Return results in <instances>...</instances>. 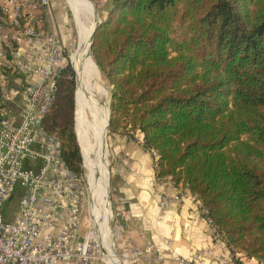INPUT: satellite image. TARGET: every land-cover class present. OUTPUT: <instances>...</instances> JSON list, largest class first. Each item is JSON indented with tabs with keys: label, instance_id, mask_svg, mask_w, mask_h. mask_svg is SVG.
Returning a JSON list of instances; mask_svg holds the SVG:
<instances>
[{
	"label": "trees",
	"instance_id": "1",
	"mask_svg": "<svg viewBox=\"0 0 264 264\" xmlns=\"http://www.w3.org/2000/svg\"><path fill=\"white\" fill-rule=\"evenodd\" d=\"M110 3L91 47L110 128L141 131L157 176L187 185L227 243L264 264V0ZM75 93L68 64L43 125L83 174Z\"/></svg>",
	"mask_w": 264,
	"mask_h": 264
},
{
	"label": "built area",
	"instance_id": "2",
	"mask_svg": "<svg viewBox=\"0 0 264 264\" xmlns=\"http://www.w3.org/2000/svg\"><path fill=\"white\" fill-rule=\"evenodd\" d=\"M52 10V0H0V264H114L117 257L120 264H132L147 256L131 245L117 253L110 244L111 227L105 235L93 198L92 214L83 227L90 187L84 174L65 161L59 137L43 125L57 77L69 64L59 29L43 25ZM148 151L156 166L157 151ZM155 184L159 221L173 203L193 199L218 237L216 248L208 245L179 258L180 264L213 263L222 247L231 252L227 264H240L243 254L217 231L208 209L187 185L171 176H157ZM19 189L9 219L5 210ZM152 251L164 260L161 247L145 248L147 255Z\"/></svg>",
	"mask_w": 264,
	"mask_h": 264
},
{
	"label": "crops",
	"instance_id": "3",
	"mask_svg": "<svg viewBox=\"0 0 264 264\" xmlns=\"http://www.w3.org/2000/svg\"><path fill=\"white\" fill-rule=\"evenodd\" d=\"M52 14L45 15L43 25L55 26L67 39L63 23L66 22L61 0H52ZM63 18V19H62ZM56 19L59 25H56ZM63 20V21H62ZM64 38V37H63ZM64 38V40H66ZM109 152L113 178V195L118 207L127 213L128 230L134 241L161 244L164 260L152 255L142 264H180L178 259L188 257L209 245L216 248L217 237L213 226L202 215L200 205L193 199L173 203L159 221V192L153 156L145 147L121 134L110 138ZM124 209V210H123ZM217 253L223 256L217 249ZM227 263L231 252L225 251ZM240 264H261L256 258L239 256ZM221 264V263H219Z\"/></svg>",
	"mask_w": 264,
	"mask_h": 264
},
{
	"label": "bare ground",
	"instance_id": "4",
	"mask_svg": "<svg viewBox=\"0 0 264 264\" xmlns=\"http://www.w3.org/2000/svg\"><path fill=\"white\" fill-rule=\"evenodd\" d=\"M67 1L75 14L78 29V44L71 57L78 78L75 110V114L77 112L75 118L76 132L80 135L78 140L82 148L84 166L88 171L90 189L98 198L105 197V190L108 187L109 180V161L105 139L107 140L110 111L100 89V81L97 75L98 67L90 51L97 13L91 0L92 3L89 0ZM95 206L94 209L98 220L106 235L110 232V224L108 227L109 219H105V216L100 213V208L98 206L95 208ZM109 211L110 206L107 207L108 217ZM114 264H120L118 257Z\"/></svg>",
	"mask_w": 264,
	"mask_h": 264
},
{
	"label": "rangeland",
	"instance_id": "5",
	"mask_svg": "<svg viewBox=\"0 0 264 264\" xmlns=\"http://www.w3.org/2000/svg\"><path fill=\"white\" fill-rule=\"evenodd\" d=\"M91 1L94 2L95 7H96V9H95V7L93 5L94 10L97 13V15L100 17V19L105 18L107 16V14H108L109 8L111 7L110 0H91ZM61 2H62V7L64 8L63 14L65 15V18H66V22L63 23V29L65 30L64 32H65V34L67 36V39L62 34V32H60V33L66 39L65 42H66V46H67L68 52H69V64L74 69L72 61H71V57L73 56V54L75 52V49L77 47V44H78V31H77L78 29H77V25H76V18H75V14H74L71 6L69 5L68 1L67 0H61ZM57 24L59 25V22L56 19V25ZM91 55H92V53H91ZM74 71H75V69H74ZM97 72H98L97 73L98 79L100 81V89H101V91H102V93L104 95V98H105V101H106V103L108 105L109 111L111 110V116H110V120H111V118H112L111 103L113 101L112 100V94H111L112 86L110 85L109 81L107 80V78L103 74V72L101 73V71H99V69L97 70ZM76 83H77L76 84V93H77V91H78L77 73H76ZM76 93H75V101L77 100ZM128 127H127V129H128ZM75 131H77L76 126H75ZM117 133L121 134V135H125L126 137L134 140L139 145L141 144L144 147L143 143L140 142V139H139L140 138V133H139L138 130H136L132 134H128V133H124V132L120 133V132L113 131L110 128V126H109L108 133H107V140L105 139V147H106V149L108 151V161H109V165H108V173H109L108 187L105 190V197H99V198H98V196H95L92 193V191L90 192L91 189H89V194H88V197L86 198V204H85V209H84V213H83V221H84V223H83L84 226L83 227H86V225H88V221L90 219V214H92V208H93V205L90 208L89 203L92 201V198L94 197L93 200L95 199L94 200L95 205H96V206L94 205L95 208H97V206H98V208H100L99 209L100 213L103 216H105V219H109L108 227H109V224H110V227H111L110 244L112 245L114 243V245L116 247L115 250L117 251V253L122 252L123 251L122 249L124 248V246L129 248V246L131 245V247L141 250L142 251V255L144 254V255L147 256V253L145 252V248L148 245H154L155 247L158 246V247L162 248L161 244L148 242V241L147 242L146 241L143 242V241H140V239H137V241H134L131 238L132 234L130 235L131 232H129L128 226H127L128 225L127 213L125 212L122 215L123 212L118 207L117 202L115 201V198H114V195H113V178H112V173H111L112 169H111V160H110V155H109L110 154V152H109V143H110L111 136L113 134L115 135ZM76 134H77V138H79L80 137L79 133L76 132ZM79 145H80V141H79ZM80 149H81V153H82L81 145H80ZM82 157H83V154H82ZM153 163H154V160H153ZM82 167L84 169L83 174H84V176L86 178L87 187L89 188L90 185H89V182H88V171H87V169L84 166V158L82 160ZM155 181H156V179H155ZM18 199H19V196H17L15 198V201H14L15 203L11 205L12 207H14L16 205ZM108 206H110V211L108 212L109 213V217H108V214H107V207ZM10 218H12V209H9V219ZM110 221H111V223H110ZM214 234L217 237L215 231H214ZM216 239L218 240V237ZM207 246H205V247H207ZM218 250H219L220 253L222 252L223 256H221L220 258H216L215 257L213 263L207 261L206 264H219V263L227 264V259L224 258V257H227L226 254H225V251L227 252V247H222V248H219ZM148 255H152L154 257V255H157V254H156L155 251H152V253H150ZM152 256H149V258H147V259H141L139 261H135L132 264H142L143 261H145V260H154V259H150V258H152ZM154 258L157 261H160V259H157L156 256Z\"/></svg>",
	"mask_w": 264,
	"mask_h": 264
},
{
	"label": "water",
	"instance_id": "6",
	"mask_svg": "<svg viewBox=\"0 0 264 264\" xmlns=\"http://www.w3.org/2000/svg\"><path fill=\"white\" fill-rule=\"evenodd\" d=\"M92 2H93V1H92ZM93 5H94V7H95L94 2H93ZM95 9H96V7H95ZM100 22H101V19H100V17L97 15V21H96V24L94 25V29H93V33H92V38H91V43H90V51H91V47H92V44H93L95 31H96L98 25L100 24ZM96 64H97V63H96ZM61 72H62V70L60 71V74H61ZM57 78H58V77H57ZM110 116H111V110H110ZM109 124H110V117H109V121H108V127H109ZM12 198H13V197H11L9 200H11Z\"/></svg>",
	"mask_w": 264,
	"mask_h": 264
}]
</instances>
